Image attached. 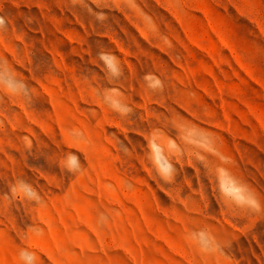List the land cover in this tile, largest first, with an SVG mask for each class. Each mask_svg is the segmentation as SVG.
Masks as SVG:
<instances>
[{"label": "rangeland", "instance_id": "rangeland-1", "mask_svg": "<svg viewBox=\"0 0 264 264\" xmlns=\"http://www.w3.org/2000/svg\"><path fill=\"white\" fill-rule=\"evenodd\" d=\"M0 264H264V0H0Z\"/></svg>", "mask_w": 264, "mask_h": 264}, {"label": "clouds", "instance_id": "clouds-1", "mask_svg": "<svg viewBox=\"0 0 264 264\" xmlns=\"http://www.w3.org/2000/svg\"><path fill=\"white\" fill-rule=\"evenodd\" d=\"M72 158H73V159H76V157H74V156H73Z\"/></svg>", "mask_w": 264, "mask_h": 264}]
</instances>
